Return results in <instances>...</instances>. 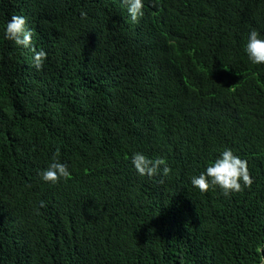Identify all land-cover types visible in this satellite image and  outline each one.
Instances as JSON below:
<instances>
[{
  "label": "trees",
  "instance_id": "trees-1",
  "mask_svg": "<svg viewBox=\"0 0 264 264\" xmlns=\"http://www.w3.org/2000/svg\"><path fill=\"white\" fill-rule=\"evenodd\" d=\"M144 12L134 23L124 0H0V264L264 257V65L243 47L264 31V0H145ZM13 14L48 52L40 70L3 36ZM226 146L252 184L193 186ZM57 149L72 175L53 184L38 172ZM136 151L170 172L139 175Z\"/></svg>",
  "mask_w": 264,
  "mask_h": 264
},
{
  "label": "clouds",
  "instance_id": "clouds-1",
  "mask_svg": "<svg viewBox=\"0 0 264 264\" xmlns=\"http://www.w3.org/2000/svg\"><path fill=\"white\" fill-rule=\"evenodd\" d=\"M131 21L139 23L144 16L145 0H124ZM87 11L81 9L80 15L87 16ZM35 30L29 27L28 18L25 15L13 14L5 21L3 36L6 40L14 42L22 48H31L33 52L32 65L40 70L43 68L48 52L44 48L37 49L33 44ZM244 52L249 61L254 65H264V31L252 27L244 43ZM133 167L141 176L154 177L157 175L166 176L170 168L163 157L152 158L143 151H136L131 155ZM41 180L50 183H57L62 178L72 175L69 162L63 160L57 149L45 167L38 172ZM191 184L201 191H207L210 187L218 186L225 195L241 191L243 187L250 186L253 177L248 168L247 160L234 153L231 147H224L215 159L207 163L203 171L191 176ZM44 205V201H40ZM264 251V249H261ZM264 264V257L259 261Z\"/></svg>",
  "mask_w": 264,
  "mask_h": 264
}]
</instances>
